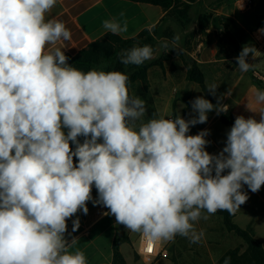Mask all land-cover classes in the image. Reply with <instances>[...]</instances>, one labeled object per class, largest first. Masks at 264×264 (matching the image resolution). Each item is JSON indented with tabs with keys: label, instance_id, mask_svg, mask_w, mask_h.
Listing matches in <instances>:
<instances>
[{
	"label": "clouds",
	"instance_id": "9594fccd",
	"mask_svg": "<svg viewBox=\"0 0 264 264\" xmlns=\"http://www.w3.org/2000/svg\"><path fill=\"white\" fill-rule=\"evenodd\" d=\"M56 3L0 0V264H87L82 251H70L78 238L69 242L65 233L78 211L87 215L89 201L149 242L180 235L199 243L204 233L195 222L218 210L235 214L249 198L243 185L252 193L264 186V111L259 120L237 116L215 155L206 150L208 130L188 133L209 112L228 111L222 97L214 105L197 96L188 120L153 114L145 122L146 101L129 96L127 74L84 72L60 47L47 50L72 38L62 21L46 19ZM103 28L120 35L128 24L113 18ZM178 42L174 36L172 49ZM161 46L168 51V41ZM257 52L242 47L235 58L241 73ZM152 58L150 45L119 54L125 66ZM217 88L207 85L214 96ZM255 99L264 103V90ZM79 227L77 217L72 232Z\"/></svg>",
	"mask_w": 264,
	"mask_h": 264
},
{
	"label": "crops",
	"instance_id": "0c3cea01",
	"mask_svg": "<svg viewBox=\"0 0 264 264\" xmlns=\"http://www.w3.org/2000/svg\"><path fill=\"white\" fill-rule=\"evenodd\" d=\"M198 2L192 6L190 15L199 11ZM220 5V0H212L211 4L207 6L209 9L206 8L213 12L212 17L214 15L221 17L226 31L229 32L235 42H227L226 38L216 34L213 30H208L209 42L203 43L198 40L192 56L202 73L210 75L211 84L218 85L215 104H217V98L222 97L220 103L228 105V111L234 119L242 115L245 118L251 117L259 120L261 111H264V103L257 102L255 94L260 87L251 85V79H247L248 72H240L235 58L244 45H252L250 38L246 35L249 31L243 29L238 12L246 13L251 9L253 14L259 18L251 31L254 32L257 26L264 21V0H229L227 11H224V8L219 9ZM168 11L161 6L143 1L57 0L53 9L46 14V19L62 21L66 28L71 31L72 38L70 41L61 39L56 45L49 46L47 50L51 51L60 47L65 54L75 55L92 42L111 34L104 30L103 22L113 18L121 22L127 21L128 24V31L117 36L125 40L132 39L142 31L150 30L163 23L162 20L166 18ZM226 19L231 22L229 26L226 25ZM253 46L258 50L256 41L253 42ZM247 62L254 65L250 69L252 75L254 70L264 73V65L261 66L264 63V56L259 51L256 53V57L249 54ZM253 78L255 79L254 75ZM256 82L264 85V82L257 80ZM206 83L209 84L207 77ZM228 91L231 95H225ZM192 113L189 119H191ZM221 114H217L215 110L209 112L207 122L190 126L188 133L189 135H196L203 130H208V135L205 137L209 142L206 145V150L213 155L218 154L223 149L227 132L230 130L221 122ZM227 171L225 170L224 174H227ZM262 191L264 193V189ZM92 196L94 199L97 197L94 186ZM87 207L89 209L87 215L78 211L74 217L67 221L66 239L71 242L72 238H78L77 243L70 251H82L87 264H113V245L116 240L118 223L114 216L104 215L109 210L102 205L93 206L92 201H89ZM77 217L80 220V227L73 233L72 220ZM128 237V244L131 247H140L142 236L139 240H132L129 235ZM139 256L141 257L140 254Z\"/></svg>",
	"mask_w": 264,
	"mask_h": 264
},
{
	"label": "rangeland",
	"instance_id": "374dc122",
	"mask_svg": "<svg viewBox=\"0 0 264 264\" xmlns=\"http://www.w3.org/2000/svg\"><path fill=\"white\" fill-rule=\"evenodd\" d=\"M211 1H197L199 11L196 14L191 13V15L189 12L187 17L183 19L186 20L185 26L181 27L174 19L184 9L185 1L177 0L175 7L167 13V16L170 17L165 18L155 32L150 29L148 34H138L132 38L136 39L138 46L150 45L153 48V58L146 61L149 68L143 69V66L139 65L128 69L130 74L137 71L146 74L144 80H138L129 86V96H139L146 101L147 112L142 118L145 122L153 118V114L157 118L159 116L167 118L171 115L174 117L180 115L188 120L192 112L190 102L197 96H203L215 105L216 95L214 96L207 91L206 77L209 79V84H211L210 75L202 73L198 63L192 56L198 40L203 43L209 42L207 31L212 30L211 17L213 12L209 11L207 6L211 4ZM220 3L221 5L218 8H224V11H227L229 0H220ZM238 17L242 22L243 29L249 31L246 35L253 45L255 41L251 31L259 18L253 14L251 9L246 13L239 11ZM200 20L205 25L208 23L204 30H200ZM225 22L228 26L231 23L227 19ZM174 36H179L176 49H172L171 45ZM165 40L169 43L167 52L161 46ZM226 41L229 42L227 39ZM161 60H163L162 66L155 65ZM263 65L264 63L261 64L262 67ZM106 68L105 64H101L96 69L106 71ZM189 71L191 73L192 71H197L198 74L202 73L204 76L203 85L188 80ZM249 78L251 79V85L260 87L259 90H264V85L256 82L251 70L248 71L247 79ZM195 115V113H192V117ZM263 187L256 193H252L247 185L242 187V191L246 192L249 198L240 206V210L235 212L233 222L241 229L251 231L264 247ZM202 214L207 213L202 212ZM194 227L198 233L201 231L204 233L199 243H190L189 239L177 235L172 241L157 243L156 255L150 261L139 256V247H131L130 244L125 243L121 245L120 250L127 264H216L226 252L239 247H242L243 251L245 248L243 240L235 233L227 230L223 217L220 215L211 214L207 220L201 219L195 222ZM127 235L132 240L141 238V234L131 231Z\"/></svg>",
	"mask_w": 264,
	"mask_h": 264
},
{
	"label": "trees",
	"instance_id": "16d2710c",
	"mask_svg": "<svg viewBox=\"0 0 264 264\" xmlns=\"http://www.w3.org/2000/svg\"><path fill=\"white\" fill-rule=\"evenodd\" d=\"M130 1H143L146 3H150L153 5L161 6L166 10H171L175 7L177 0H130ZM185 4L183 6V10L179 12V15L176 16L174 20L180 24L181 27H184L186 24V20H183L189 14L193 4H195L198 0H184ZM182 15V17H181ZM170 16H166L169 18ZM212 18V17H211ZM165 20V19H164ZM162 20V22L164 21ZM208 26V23L205 25L203 21L200 20V30H204L205 27ZM158 26L152 28L153 32L157 30ZM148 30H144L140 33V35L148 34ZM224 38H226L229 42L234 43L235 40L226 31ZM222 40V38H220ZM133 46H138L136 43V39H122L117 35L107 34L105 37L96 40L89 44L86 48L82 49L75 55L65 54L69 57L68 63L73 65L74 67L87 72L91 69H96L101 64H105L107 66V71H121L129 76L128 81V93L129 86L138 80H144L146 78V74L144 72L137 71L135 73H128L129 68H133L136 65H128L125 66L119 62V54L124 50L131 49ZM165 60V59H164ZM162 61H159L157 66H162ZM141 66L143 69L149 68L148 63L145 61ZM188 80L194 81L199 85H203L204 76L202 73H197V71L192 73L188 72ZM189 119V117H188ZM221 122L227 126L229 129L232 127L234 123L233 115L227 111L221 114ZM67 133V129H65ZM79 141L83 143L84 137H78ZM71 143V142H70ZM71 147L73 150L75 149V145L72 144ZM74 159V164L78 163L77 158ZM215 214L223 217L224 225L228 231L235 233L239 238H241L244 242L245 248L242 251V247L236 248L234 250H230L226 252L221 259L216 264H223L224 259L226 257H231L230 264H264V247L262 243L255 238L253 233L249 230L241 229L237 224L233 222L234 214H229L227 211L218 210ZM124 243H129L128 235H124L120 239H116L113 245V264H127L125 258L123 257L120 247Z\"/></svg>",
	"mask_w": 264,
	"mask_h": 264
},
{
	"label": "built area",
	"instance_id": "2783aa9c",
	"mask_svg": "<svg viewBox=\"0 0 264 264\" xmlns=\"http://www.w3.org/2000/svg\"><path fill=\"white\" fill-rule=\"evenodd\" d=\"M262 28H264V21L260 23L257 26V28L254 30L253 37L257 43V48H258L259 53L264 56V34L258 31L259 29H262ZM253 75L257 81L264 82L263 72L254 70ZM167 118L174 119L175 117L171 115ZM156 246H157V243L149 242L145 238H143L140 244V247H139V254L147 261H150L154 257V255H156ZM149 249H151V251H149Z\"/></svg>",
	"mask_w": 264,
	"mask_h": 264
},
{
	"label": "water",
	"instance_id": "95a60500",
	"mask_svg": "<svg viewBox=\"0 0 264 264\" xmlns=\"http://www.w3.org/2000/svg\"><path fill=\"white\" fill-rule=\"evenodd\" d=\"M211 28L216 34L220 35L221 37H224V35L226 33V27L222 23L221 17L219 15H214L212 17ZM126 234H128V229L124 225L117 224L116 239H120Z\"/></svg>",
	"mask_w": 264,
	"mask_h": 264
},
{
	"label": "snow or ice",
	"instance_id": "6c2138e0",
	"mask_svg": "<svg viewBox=\"0 0 264 264\" xmlns=\"http://www.w3.org/2000/svg\"><path fill=\"white\" fill-rule=\"evenodd\" d=\"M149 251H151V249H149Z\"/></svg>",
	"mask_w": 264,
	"mask_h": 264
}]
</instances>
